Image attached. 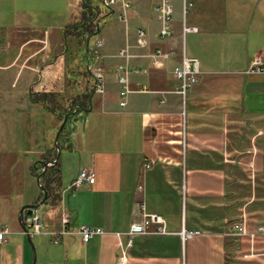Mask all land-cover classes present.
Listing matches in <instances>:
<instances>
[{
	"label": "crops",
	"instance_id": "1",
	"mask_svg": "<svg viewBox=\"0 0 264 264\" xmlns=\"http://www.w3.org/2000/svg\"><path fill=\"white\" fill-rule=\"evenodd\" d=\"M171 1L173 32L160 38V0H132L124 28L114 19L98 26L106 15L119 18V4L101 2L102 16L90 0H0V229L9 230L0 264H116L114 232L138 219L140 202L169 230L199 233L136 235L126 264H264V0H186L185 13L182 0ZM183 24L197 31L183 33ZM69 37L80 49L73 59ZM125 45L128 59L118 56ZM92 49L105 74L102 95L91 87ZM156 49L171 53L161 66L148 56ZM182 53L200 68L184 102L172 74ZM256 56L263 70L250 72ZM125 62L131 91L121 106L115 68ZM54 159L40 179L44 227L58 228L65 209L74 226L104 233L53 243L23 232L22 207L43 204L38 162ZM82 167L94 182L67 190Z\"/></svg>",
	"mask_w": 264,
	"mask_h": 264
},
{
	"label": "built area",
	"instance_id": "2",
	"mask_svg": "<svg viewBox=\"0 0 264 264\" xmlns=\"http://www.w3.org/2000/svg\"><path fill=\"white\" fill-rule=\"evenodd\" d=\"M102 4L108 8H111L117 4L120 5L119 19L126 21L127 12L132 6V0H101ZM183 2V13L186 12V8L189 5L186 0ZM156 13V18L160 22V28L158 35L160 38H167L172 35V16L174 12L173 4L171 0H160V2L154 8ZM183 33L185 32H194L197 31V27L188 26L183 24L182 27ZM137 32V45L144 47L148 43L146 30L142 27L136 30ZM96 46L99 47L102 44L101 39H97L95 42ZM128 45L120 48L118 51V56H121L125 59H128L130 54L128 52ZM171 55L170 52L163 51L161 49H156L154 52L148 54L153 59L155 66H161L164 59L169 58ZM88 60H91L89 63V70L92 78L91 87L93 93L95 94H104L105 92V74L102 69L101 59L98 49L88 50L86 55ZM91 66V67H90ZM116 80L119 84V104L123 106L125 104V97L131 91L129 87V68L127 62L116 65ZM262 61L260 56H256L249 66L250 72L262 71ZM200 73L199 60L194 56H186L184 53L181 55L179 64L174 65L172 68L173 76L178 80V85L175 88L184 102L185 96L189 87L198 80V75ZM140 91H149L146 85H143ZM180 144L182 148L185 146L186 134L182 128L180 132ZM146 167L149 164L145 165ZM95 180V174L91 167H82L79 169L77 175L69 182L67 185V190H73L80 187H85L91 185ZM139 189L141 186L138 187ZM42 210L39 206H36L32 209V214L25 216L23 220V232L32 237L34 235L42 234L49 235L52 238L53 243H58V240L62 236H74L78 235L83 242L88 241L95 235L104 233V230L100 227H92L87 224H78L73 225V221L69 213L64 209L60 217V225L56 229H46L42 222ZM138 219L133 220L128 229L125 231H116L114 232L119 246L120 255L116 264H126L127 261V249L132 245L133 238L136 235L140 234H172L178 233L182 240L191 238L192 236L199 233L198 230H188L182 227L179 231L174 232L167 228V223L165 218L158 213L146 212L144 210L143 203L138 204ZM238 229L241 231L240 226H233V229ZM261 230L262 227H259ZM235 231V230H234ZM9 233V230L4 227L0 229V248L2 244L7 240L6 235ZM253 236V233L250 234Z\"/></svg>",
	"mask_w": 264,
	"mask_h": 264
},
{
	"label": "water",
	"instance_id": "3",
	"mask_svg": "<svg viewBox=\"0 0 264 264\" xmlns=\"http://www.w3.org/2000/svg\"><path fill=\"white\" fill-rule=\"evenodd\" d=\"M88 39H89V38H88ZM88 39H87L86 44L88 43ZM71 113H72V112H71ZM67 117H68V114H67V115H64L63 120H62L61 124L59 125L58 130H57L56 135H55V147H56V149H57V156L60 154V148H59V146H58V144H57V142H58V137H59L61 131L63 130V127H64L65 124H66ZM55 162H56V159H54V160H40V161L38 162L39 166L41 167V171H40V172L38 173V175L36 176V182H37L39 188H40L41 191H42V201H41L40 203H43V201H44L45 198H46V189H45V187L41 184L40 179L43 177V175H44V173H45V170H46L47 166L53 165ZM36 206H37V205H25V206L22 207L21 212L25 209V210H26V211H25V215H26V216H29V215L32 214V209H33L34 207H36Z\"/></svg>",
	"mask_w": 264,
	"mask_h": 264
},
{
	"label": "rangeland",
	"instance_id": "4",
	"mask_svg": "<svg viewBox=\"0 0 264 264\" xmlns=\"http://www.w3.org/2000/svg\"><path fill=\"white\" fill-rule=\"evenodd\" d=\"M91 1V5L93 6V9L95 10V11H100L99 13L103 16V15H105L106 14V12H108L102 5H101V1L100 0H90ZM153 14L156 16V13H155V11H153ZM175 14V13H174ZM174 16V15H173ZM104 19H107V21H109V20H116V22H119L118 24H121L122 25V28H124L123 27V23L119 20V18H118V16H117V13H114V14H111V15H106V16H104L103 17V19L100 21V22H98V26H102V24L104 23ZM106 21V22H107ZM99 36V33H97V34H95V35H93V36H91V38H90V44L89 45H93L92 43H93V41H94V39H96V37H98ZM70 39H71V37H69L68 38V46H69V48H72L71 49V54H72V59H73V57L74 56H76L77 55V52L78 51H80V49H75V48H73V47H71L70 46ZM75 122H76V120H75ZM69 123H67V125H68ZM76 124H78V123H76ZM69 161V160H68ZM36 185H37V188H39V186H38V184L36 183ZM41 210H43V211H45V209H46V205H45V203H43V204H41V208H40ZM39 237H44L43 235H34L33 237H30V239L31 240H35V239H37V238H39Z\"/></svg>",
	"mask_w": 264,
	"mask_h": 264
},
{
	"label": "trees",
	"instance_id": "5",
	"mask_svg": "<svg viewBox=\"0 0 264 264\" xmlns=\"http://www.w3.org/2000/svg\"><path fill=\"white\" fill-rule=\"evenodd\" d=\"M84 2H86V0H84ZM89 3V2H88ZM69 113H71V112H69ZM75 115H76V112L74 113ZM73 117V116H72ZM67 123H68V121L66 122V124H65V126L67 125ZM65 126L63 127V130L65 129ZM63 130H62V132H63ZM60 135H61V133H60ZM59 135V136H60ZM59 142V141H58ZM55 179H57V177L55 178ZM41 199H42V193H41V195H40V199H39V201H41Z\"/></svg>",
	"mask_w": 264,
	"mask_h": 264
}]
</instances>
